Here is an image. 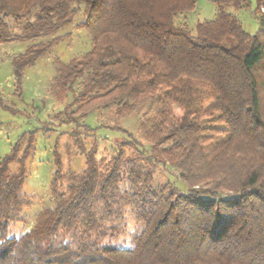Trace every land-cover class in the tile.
Instances as JSON below:
<instances>
[{
	"label": "trees",
	"instance_id": "obj_1",
	"mask_svg": "<svg viewBox=\"0 0 264 264\" xmlns=\"http://www.w3.org/2000/svg\"><path fill=\"white\" fill-rule=\"evenodd\" d=\"M209 1L218 14L197 23L194 36L177 20L198 0H0V44L30 43L12 61L17 93L84 4L78 27L93 47L57 64L55 97L73 101L56 120L77 127L93 111L145 107L151 143L148 157L129 156L128 146L142 145L119 129L127 141L116 155L99 162L97 147L83 150L81 173L63 171L55 152V205L12 239L11 225L27 223L32 204L23 185L34 133L21 137L0 159V264H264V0L255 35L223 11L249 0ZM207 113L226 141L210 142ZM144 161L169 166L185 189L151 186ZM126 211L137 223L130 246L105 242L125 231Z\"/></svg>",
	"mask_w": 264,
	"mask_h": 264
},
{
	"label": "rangeland",
	"instance_id": "obj_2",
	"mask_svg": "<svg viewBox=\"0 0 264 264\" xmlns=\"http://www.w3.org/2000/svg\"><path fill=\"white\" fill-rule=\"evenodd\" d=\"M249 2L250 6L246 9L237 10L229 4L223 6V11L236 17L245 31L255 35L259 30L257 0ZM79 7L80 11L74 22L60 32V35H67V38L56 44L51 52L40 58L34 66L25 70L21 92L17 93L12 61L16 56L24 54L30 43L0 44V159L11 152L12 146L21 137L34 133L32 155L26 166L23 185V192L32 204L23 213L27 223L18 222L11 225L12 239L29 231L35 225L38 213L55 205L51 192V183L56 173L55 152L62 163L63 171L81 173L86 168L83 150L89 152L93 147H97L98 161H108L116 155L120 143L127 141V135L122 132L127 131L142 145L139 150L128 146L127 155L148 157L150 153L151 143L147 132L141 127V115L145 107L136 108L131 115H119L115 110L93 111L84 120L79 121L80 125L77 127L74 124L68 125L66 119L56 120V114L63 112L73 101L72 94L63 101H58L55 97L53 81L57 76V64L69 63L74 58L82 57L93 47L88 31L78 27L87 17L85 5ZM218 10L213 2L198 0L196 9L180 16L177 24L185 25L195 36L197 23L213 20ZM261 12L264 13V7H261ZM78 89L76 86L75 90ZM261 95L264 100V73L261 77ZM215 116L207 113L204 118L205 127L210 131V142L226 141L228 134L225 127L212 122ZM25 140L28 141L27 136ZM154 165L142 162V166L152 173L151 186L158 188L172 183L179 190L185 189V185L179 182L177 174L169 166ZM124 217L123 225L127 227L125 231L123 230L118 238H108L105 242L130 246L137 223L128 211Z\"/></svg>",
	"mask_w": 264,
	"mask_h": 264
}]
</instances>
